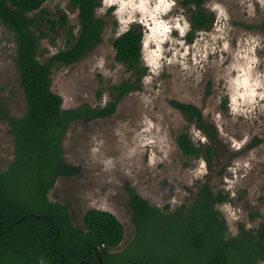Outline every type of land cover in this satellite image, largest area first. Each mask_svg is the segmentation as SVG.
Returning a JSON list of instances; mask_svg holds the SVG:
<instances>
[{"label":"rangeland","instance_id":"1","mask_svg":"<svg viewBox=\"0 0 264 264\" xmlns=\"http://www.w3.org/2000/svg\"><path fill=\"white\" fill-rule=\"evenodd\" d=\"M45 7L57 19L66 15L77 35L79 12L70 0H49ZM206 7L214 24L193 33L184 0H102L97 15L107 23L103 42L80 62L54 67L53 90L65 108L105 106L114 87L133 78L116 60L114 39L135 23L145 34L141 89L125 96L113 115L70 126L65 159L82 171L60 177L50 192L52 201L70 206L81 229L88 210L112 212L126 230L112 252L126 249L136 234L127 185L152 205L174 212L209 183L228 196L217 207L230 234L241 227L257 232L264 222V32L248 27L264 24V0H211ZM44 31L42 62L74 42L66 28ZM17 57L15 36L0 22V104L21 117L27 102ZM173 100L197 105L217 127L212 166L204 156H185L178 146L183 131L197 145L211 142ZM14 156L11 126L0 114V173Z\"/></svg>","mask_w":264,"mask_h":264},{"label":"trees","instance_id":"2","mask_svg":"<svg viewBox=\"0 0 264 264\" xmlns=\"http://www.w3.org/2000/svg\"><path fill=\"white\" fill-rule=\"evenodd\" d=\"M49 0H0V22L14 34L18 45L17 64L27 112L19 117L0 104L2 119L11 126L15 156L0 173V264H260L264 261V222L257 232L241 227L229 233L226 218L218 205L228 196L203 183L191 205L174 212L158 208L127 185L136 226L135 238L120 251L125 238L123 223L112 213L90 209L84 216L85 229L75 226L70 206L52 201L50 192L60 177H75L82 167L65 159L64 138L76 121L101 119L113 115L128 94L141 89L144 32L139 23L114 39L116 60L132 72L133 78L113 89L105 106L82 104L65 108L64 98L53 90L57 64L80 62L102 42L106 21L97 15L102 0H70L79 12L77 35L68 26V17L57 19L46 7ZM211 0H184L191 9V32L208 31L215 22L206 7ZM66 28L74 42L40 60L45 28ZM264 32V24L248 25ZM191 123L209 138L210 144L197 145L183 131L177 143L187 157L204 156L210 166L216 154L212 142L218 129L208 123L195 104L171 101Z\"/></svg>","mask_w":264,"mask_h":264},{"label":"water","instance_id":"3","mask_svg":"<svg viewBox=\"0 0 264 264\" xmlns=\"http://www.w3.org/2000/svg\"><path fill=\"white\" fill-rule=\"evenodd\" d=\"M73 223H74V222H73ZM96 250H97V255H98L100 261H101L103 264H105L104 261H103L102 255H101V253H100V251H99V249H98V247H96Z\"/></svg>","mask_w":264,"mask_h":264},{"label":"flooded vegetation","instance_id":"4","mask_svg":"<svg viewBox=\"0 0 264 264\" xmlns=\"http://www.w3.org/2000/svg\"><path fill=\"white\" fill-rule=\"evenodd\" d=\"M198 191H199V190H198ZM195 197H196V196H195ZM192 203H193V202H192ZM192 203H191V204H192ZM191 204H190V205H191ZM183 205H184V204H183ZM183 205H182V206H183ZM186 205H187V204H186ZM182 206H181V207H182ZM188 206H189V205H188ZM240 229H241V228H240ZM245 229H247V228L245 227ZM259 229H260V228H259ZM247 230H250V229H247ZM250 231H252V230H250ZM239 232H240V230H239ZM239 232H238V233H239ZM253 232H254V231H253ZM238 233H237V234H238ZM237 234H236V235H237ZM263 262H264V261H263ZM261 263H262V262H261Z\"/></svg>","mask_w":264,"mask_h":264}]
</instances>
